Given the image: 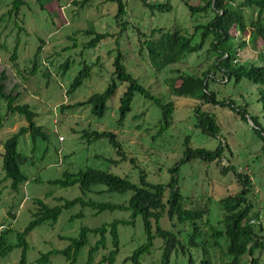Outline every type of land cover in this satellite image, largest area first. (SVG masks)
I'll return each mask as SVG.
<instances>
[{
	"label": "rangeland",
	"instance_id": "1",
	"mask_svg": "<svg viewBox=\"0 0 264 264\" xmlns=\"http://www.w3.org/2000/svg\"><path fill=\"white\" fill-rule=\"evenodd\" d=\"M12 1L2 0L0 5V73L5 72L7 75L6 92L15 88L25 91L20 102L29 104L38 113L36 121L44 126L49 136L46 140L38 139L36 142L29 134L21 137L18 151L27 157V161L21 166L27 181L20 186L18 192H13L11 180H4L1 156L3 143L21 126L26 125V121L16 115L5 117L6 105L1 103L0 225L4 224L3 229L12 227L13 231L8 237L9 243L16 244L17 234L24 231L34 219L33 214L37 208L34 200L41 198L53 207L60 204L58 199L72 200L81 195L78 185L60 187L50 184V180L63 178L65 171L76 173L86 168H97L128 177L133 182L139 181L140 171L143 170L148 175V181L167 183L171 179L169 169L183 157L187 136H190L191 145L196 148L215 149L220 141L226 144L225 158L222 161L226 172L217 162L207 164L195 160L182 164L178 171V182L183 195L195 206L207 207L208 219L217 226L221 218L218 200L240 188L235 173L228 171L229 167L234 166L240 173L247 174L252 179L250 200L254 205V212L260 213L257 225L264 227V141L260 139L249 118L261 116L262 102L259 98L263 88L247 79L238 84L234 80L226 82L223 76L218 74V80L211 82V89L217 93L219 100H233L235 108L201 105L202 110L210 112L221 127L219 137L213 138L202 134L196 128L195 111L200 103L174 96L167 82V79L175 75L171 70L202 75L216 59L215 55L205 54L209 46L201 53L188 56L162 73H156L152 69L145 52L139 54L140 34L137 29L147 35L151 29L158 27L170 30L180 28L183 32L192 34L194 27L206 23L209 17H192L186 4L198 6L203 0H146L150 4L170 2L173 9L163 13L153 11L143 0H127V12L120 21L128 23V28L124 31L115 18L117 4L108 0H88L85 6L75 4L85 0H45L44 8L37 0H27L18 16H9L6 13L11 9ZM256 15V10L247 11L248 26ZM92 25L97 32L109 33L110 37L98 47L86 49L84 45L91 37H88L85 31ZM251 35L250 29L245 35L236 32L235 42L238 49L239 43L246 41V46L239 50V57L243 62H262V42L253 41ZM117 40L119 44L116 43ZM198 41L199 35L195 39V42ZM75 43L76 46L73 47ZM15 46H18V59L13 62L11 54ZM39 46L42 50L37 57L38 71L32 74ZM117 47H120L126 56L129 71L133 72L142 84L156 95L175 103L172 125L164 134L159 135L158 132L162 115L160 108L140 95L136 96L124 125L120 127L117 124L118 107L125 85H121L117 94L109 100L108 109L102 118L93 115L89 105L61 111L62 105L72 107L85 102L93 93L102 92L106 88L114 71L113 62L116 56L115 51H109ZM66 60L71 61V66L63 76L60 66ZM82 60L97 64L94 65L92 78L70 96L67 92L81 69ZM241 109L246 110V119L238 113ZM259 121L264 126V120L261 118ZM88 128L115 133L123 142L128 157L136 160V166L129 160L122 161L119 165L112 164L109 159H119L115 149L107 140L93 143L84 140L81 131ZM103 189L97 187L96 191ZM88 196L99 202L128 204L132 192L90 193ZM117 219L130 220L131 212L105 211L97 214L91 208H83L80 205L65 209L57 223H45L28 235L27 264H44L39 261L42 254L51 250H64L70 244L67 239L77 237L84 226L96 228L111 224ZM162 223L165 228H172L167 218H164ZM174 229L191 231L188 226L182 227L179 224ZM119 236L120 252L115 264H134L125 259L147 240L142 218L138 217L133 225H120ZM106 238L107 250H100L95 254L94 264L112 247L110 233ZM98 239V236L90 234L88 243L80 250L74 263L60 253H54L48 264H87L89 251ZM162 245L163 240L157 238L151 253L141 257L142 264H161ZM183 245L174 252L171 264H202L201 246L197 249L189 248L185 242ZM222 245L225 248V239H222ZM212 253L213 264L223 259L220 249L212 250ZM256 257L259 259L258 264H264V247L256 252ZM21 258L22 249L15 248L0 259V264H19ZM249 260L246 256L244 264H250Z\"/></svg>",
	"mask_w": 264,
	"mask_h": 264
},
{
	"label": "trees",
	"instance_id": "2",
	"mask_svg": "<svg viewBox=\"0 0 264 264\" xmlns=\"http://www.w3.org/2000/svg\"><path fill=\"white\" fill-rule=\"evenodd\" d=\"M44 8L45 0H37ZM118 6L115 18L120 25L122 31L126 30L128 23L123 20L126 15L127 0H108ZM88 0L79 4L85 6ZM146 6L153 8V11L170 12L173 6L168 3L150 4L143 0ZM2 0H0V5ZM27 4V0H13L11 9L6 13L9 16H18L21 9ZM192 17L203 15L209 17L206 23H200L194 27V32L188 34L180 28L174 30L165 29L163 27L153 28L150 33L140 32L139 38V54L145 52L152 69L156 73H162L172 65L181 63L190 55L198 54L204 51L206 46V55H215L216 59L209 65L202 75L187 73L180 70H171L175 75L171 79H167L169 89L174 96L188 98L199 102L196 108V128L202 134L217 138L220 135L221 127L216 118L208 111L202 110L201 105H218L221 107L235 108L234 101L231 99L219 100L217 93L211 89V82L217 81L216 76L220 74L226 82L234 80L236 84L243 79L260 85L263 90L259 100L262 102L261 116L249 117L254 128L261 140L264 141V126L260 123V119L264 120V0H203V3L195 6L186 4ZM155 7V8H154ZM249 9L257 11L256 18L251 20L248 26L246 13ZM22 30V28H19ZM250 29L253 41L260 40L263 45L261 51L262 62H243L239 57L240 48L246 46V41L238 44L236 40V32L244 35ZM85 34L91 39L84 45L86 49H94L99 44L106 41L109 33H99L92 25ZM199 35V41L195 42ZM119 44V41H116ZM76 46V43L73 47ZM42 47L39 46L35 54V64L32 67V74L38 71V60ZM71 48V47H67ZM115 51L113 66L114 71L109 83L102 92L93 93L85 102H81L72 107L62 105L61 111L68 108H79L80 106L89 105L93 115L102 118L107 109L108 102L118 92L121 85H125V91L120 98L118 107L119 117L117 124L122 127L132 111V107L137 95L145 98L161 110V119L159 121V135L164 134L172 125L173 114L176 105L173 101L166 100L164 97L156 95L150 88L142 84L134 73L129 71L126 66V56L122 49L117 47L109 52ZM18 59V46L14 47L11 54V60L16 62ZM81 69L75 76L67 92L73 95L83 84L92 78L94 65L97 63H88L81 61ZM16 65V64H15ZM71 61L66 60L61 64L62 75H66L70 69ZM7 75L5 72L0 73V106L4 102L6 105V116H20L25 119L26 125L20 127L3 143L2 152V169L5 173L4 180H11V189L18 192L22 184L27 181V176L23 173L21 166L27 161L18 151V145L22 136L30 135L34 142L38 139H48V133L44 126L39 125L36 121L38 113L27 103H21V98L25 91L21 89H13L6 92ZM243 119H246L247 112L244 109L239 111ZM0 121V126H1ZM82 138L90 143L100 140H107L115 149L119 159H109L114 165H119L122 161H131L136 166V160L129 158L124 149V144L118 139V136L108 130L84 129L81 131ZM185 150L183 157L173 167L169 169L171 179L167 183H152L148 181V175L145 171H140L138 182L131 181L128 177L111 173L110 171L97 168H86L76 173L65 171L63 178L50 180L49 183L60 187H72L78 185L81 195L72 200L58 199L60 204L50 207L47 203L38 198L34 200L37 208L33 214L34 219L29 223L24 231L17 234V243L8 242L12 227L2 228L0 225V259L6 257L15 248L22 249V258L19 264H27V252L29 243L28 235L37 227L45 223H57L63 210L71 209L77 205L83 208H91L97 214L105 211H129L131 212L130 220H114L111 224H104L100 227L89 228L82 227L79 235L75 238H68L70 244L64 250H51L42 254L40 262L48 264L54 253L64 255L68 260L74 263L80 250L88 243L90 234L98 236L95 246L89 251V259L87 264H94V256L100 250H107V234L112 237V247L104 254L102 259L96 264H115L117 256L120 252V236L119 226H129L135 223L138 217L143 220L144 230L146 233V242L137 248L131 256L125 261H132L134 264H142L141 257L151 253L154 242L157 238L163 240V254L161 264H171L174 252H177L184 245L189 248H197L201 246L203 252L202 264H213L212 250L220 249L223 253V259L217 264H244L243 260L246 256L250 258V264H258L256 252L264 247V227L257 225L260 220V213L254 212V205L250 200L252 193V179L247 174L240 173L234 166L228 168L238 178L240 188L235 192L220 198L218 203L221 210V218H219L217 226L213 225L208 219V208H200L195 206L189 198L187 199L179 186L178 171L182 164L195 160H201L204 163L217 162L222 166L225 158L226 144L220 141L215 149H207L205 147H193L191 145L190 136L184 141ZM101 157V156H99ZM222 169L225 170L224 166ZM226 172V170H225ZM97 187H103V190L96 191ZM120 193L124 194L132 192V196L128 204H118L111 202H99L90 198V193ZM47 196V195H46ZM194 205V206H193ZM11 216V214H10ZM167 218L172 228H165L162 220ZM255 222H252V221ZM177 224L180 226H188L191 231L179 229L175 231ZM221 225V226H220ZM221 227V228H220ZM188 232V233H187ZM182 238V240H180ZM222 239L226 240L225 248L222 245Z\"/></svg>",
	"mask_w": 264,
	"mask_h": 264
},
{
	"label": "built area",
	"instance_id": "3",
	"mask_svg": "<svg viewBox=\"0 0 264 264\" xmlns=\"http://www.w3.org/2000/svg\"><path fill=\"white\" fill-rule=\"evenodd\" d=\"M63 140V138H61ZM252 222H255L254 220Z\"/></svg>",
	"mask_w": 264,
	"mask_h": 264
}]
</instances>
